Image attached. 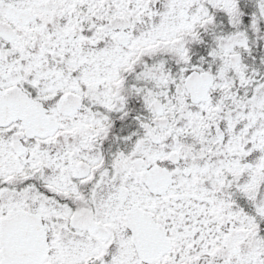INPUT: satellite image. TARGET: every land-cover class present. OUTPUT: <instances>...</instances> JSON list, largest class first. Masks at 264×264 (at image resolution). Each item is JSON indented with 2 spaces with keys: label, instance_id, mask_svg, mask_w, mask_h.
Returning a JSON list of instances; mask_svg holds the SVG:
<instances>
[{
  "label": "snow or ice",
  "instance_id": "obj_1",
  "mask_svg": "<svg viewBox=\"0 0 264 264\" xmlns=\"http://www.w3.org/2000/svg\"><path fill=\"white\" fill-rule=\"evenodd\" d=\"M0 264H264V0H0Z\"/></svg>",
  "mask_w": 264,
  "mask_h": 264
}]
</instances>
